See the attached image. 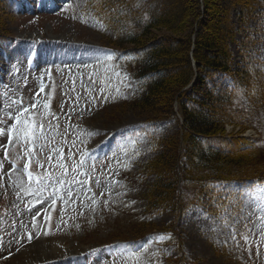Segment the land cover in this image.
Instances as JSON below:
<instances>
[{"label":"rangeland","instance_id":"374dc122","mask_svg":"<svg viewBox=\"0 0 264 264\" xmlns=\"http://www.w3.org/2000/svg\"><path fill=\"white\" fill-rule=\"evenodd\" d=\"M95 3L0 0V264L28 262L42 243L51 250L35 260L55 256L65 264H264V185L215 184L201 195L195 184L180 182L176 203L184 211L178 214L165 206L147 213L143 192L128 189L130 178L132 187L144 188L132 171L154 154L149 141L178 133L182 121L164 116L154 132L140 130L149 114L133 103L136 83L125 52L112 42L113 29L95 18ZM238 13L231 10L232 68L249 62L261 75L252 73L257 79L240 89L247 101L248 90L260 80L264 85V5L245 24ZM227 87L233 89L231 80L217 73L199 93ZM256 100L262 105L252 104L245 118L251 125L226 124L224 143L249 145L264 160V93ZM29 122L43 131L28 140L12 131ZM48 175L47 190L33 195L35 177Z\"/></svg>","mask_w":264,"mask_h":264},{"label":"trees","instance_id":"16d2710c","mask_svg":"<svg viewBox=\"0 0 264 264\" xmlns=\"http://www.w3.org/2000/svg\"><path fill=\"white\" fill-rule=\"evenodd\" d=\"M95 4V15L115 32L112 42L126 52L137 82L133 103L149 114L148 125H160L156 121L164 116L182 121L178 133L151 139L154 154L137 164L136 175L144 188H134L143 192L145 212L158 213L162 206L177 214L183 210L176 203L180 182L195 184L198 194L206 195L211 182L264 179V160L251 146L230 149L224 143L225 125H251L245 118L252 104L262 105L256 98L264 93L260 80L245 93L247 101L240 97V89L257 79L252 73L261 75L249 62L232 68L229 45L237 29L231 10L238 8L239 22L245 24L264 0H96ZM187 28L189 35L182 37ZM217 73L228 77L233 89L199 93ZM168 97L170 101L165 100Z\"/></svg>","mask_w":264,"mask_h":264},{"label":"snow or ice","instance_id":"6c2138e0","mask_svg":"<svg viewBox=\"0 0 264 264\" xmlns=\"http://www.w3.org/2000/svg\"><path fill=\"white\" fill-rule=\"evenodd\" d=\"M39 91L40 92H43L44 91V88L41 87ZM38 94L39 93H37V95ZM35 106H36L35 104L31 105V107H33V108ZM21 111L27 112L28 111V108L22 106L21 107ZM20 123H21L20 117H19V115H17L16 118H15L14 124L15 125H19ZM37 129L43 131V125L42 124H39V123H37V124L34 125L31 122H29L28 125L26 127L22 128V129H16L15 127H13L12 131L15 132V131L19 130L22 133V135L25 137V140H28V139L34 137V134H35V132H36ZM2 132H3V130L0 129V134H2ZM12 139H13V137L11 135H9L8 136V142H9V144H11ZM5 156L7 157V152H5ZM51 158H52L51 155H49L47 157V159L49 161L51 160ZM43 166H44L43 164L40 165V167H43ZM0 167H2V164H0ZM29 168H30V158H29V165H27L25 167V170L28 171V178L31 181L33 179V173H32L31 170H29ZM35 180L37 182V190H36V193H33V195L38 194V193H41V192L47 190V184H45V180H51V176L50 175H48L46 177H39V176H37V177H35ZM39 202L42 203L43 201H39ZM261 210L264 211V209H261ZM28 238L29 239L32 238V234L31 233L28 234ZM233 238H235V232H233Z\"/></svg>","mask_w":264,"mask_h":264},{"label":"bare ground","instance_id":"6f19581e","mask_svg":"<svg viewBox=\"0 0 264 264\" xmlns=\"http://www.w3.org/2000/svg\"><path fill=\"white\" fill-rule=\"evenodd\" d=\"M22 38H24V39H22V43H23V41L25 42L26 41V39H25V37H22ZM27 38H32V37H30V36H27ZM65 38V37H64ZM65 39H67V36H66V38ZM34 40H35V38H34ZM64 40V39H63ZM58 41V40H57ZM38 44H36V46H37ZM26 46L27 45H25L24 46V48H26ZM17 48V47H16ZM3 58L5 59V57L6 58H8L9 56L7 55V54H4V52H3ZM0 72H1V70L3 69V66H5V64H4V62H3V59H2V57L0 56ZM4 71V70H3ZM55 245H56V243H55ZM50 246L48 245V243H42V244H40V245H38V247L37 246H33L32 247V249H31V253L33 254V257L34 258H32V259H29V261L28 262H22V264H45L43 261H51V262H53L54 264H65V263H68L67 261L66 262H62V261H56V260H58V259H56L57 257H55V256H51V257H47V258H44L43 260H41V261H39V259H36L35 260V254H41V255H45L47 252H50ZM63 255V253L59 256V257H61ZM54 261H56V262H54ZM41 262H43V263H41ZM69 263H70V261H69Z\"/></svg>","mask_w":264,"mask_h":264}]
</instances>
